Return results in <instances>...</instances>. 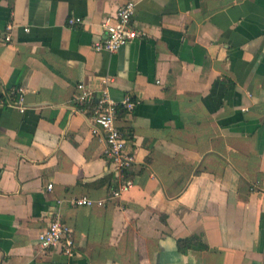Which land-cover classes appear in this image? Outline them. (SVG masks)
<instances>
[{
	"label": "crops",
	"instance_id": "1",
	"mask_svg": "<svg viewBox=\"0 0 264 264\" xmlns=\"http://www.w3.org/2000/svg\"><path fill=\"white\" fill-rule=\"evenodd\" d=\"M128 1L139 35L94 50ZM79 82L93 103L104 87L141 100L118 115L135 185L105 206L71 203L117 185ZM17 86L27 110L0 107V264H264V0H0V94ZM59 208L72 256L40 245Z\"/></svg>",
	"mask_w": 264,
	"mask_h": 264
},
{
	"label": "built area",
	"instance_id": "2",
	"mask_svg": "<svg viewBox=\"0 0 264 264\" xmlns=\"http://www.w3.org/2000/svg\"><path fill=\"white\" fill-rule=\"evenodd\" d=\"M136 10V3L128 1L118 8L113 18H107L103 22L106 34L101 39L94 41V50L117 52L124 45L134 40L139 35V32L132 26ZM81 22V17L69 18L71 25ZM12 28L13 24H9L7 29L11 30ZM25 30L29 31V27H26ZM11 39V33L5 35L6 41ZM76 88L78 90L76 100L83 107H91L89 109L92 112V134L100 136L106 143L105 153L112 162L117 185L106 199L96 200L83 195L73 198L71 203L75 206H105L121 197L135 185L134 180L129 175V171L135 162V156L126 150L127 136L118 125V115L120 108H124L128 112L134 111L141 100L127 95L121 101H117L112 98L109 89L104 87L100 91L96 103H93L94 93L86 84L79 82ZM26 93L27 90L23 86L14 87L10 91H3L0 94V107L16 108L20 112H25L28 108ZM52 188V183L47 185L48 190H52ZM39 240L41 247L45 250L60 247L67 256H72L76 252L74 231L64 220L60 208L53 212L51 222L46 230L41 232Z\"/></svg>",
	"mask_w": 264,
	"mask_h": 264
}]
</instances>
